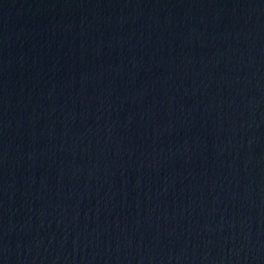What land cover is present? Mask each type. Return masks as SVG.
<instances>
[{"label":"water","instance_id":"1","mask_svg":"<svg viewBox=\"0 0 264 264\" xmlns=\"http://www.w3.org/2000/svg\"><path fill=\"white\" fill-rule=\"evenodd\" d=\"M173 16L264 43V0H133Z\"/></svg>","mask_w":264,"mask_h":264}]
</instances>
